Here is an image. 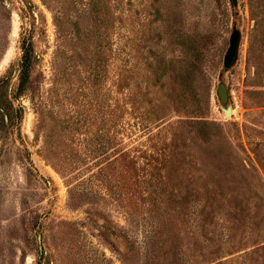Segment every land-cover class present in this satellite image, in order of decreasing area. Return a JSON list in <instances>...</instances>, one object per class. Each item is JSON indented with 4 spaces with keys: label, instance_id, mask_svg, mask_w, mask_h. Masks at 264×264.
<instances>
[{
    "label": "rangeland",
    "instance_id": "1",
    "mask_svg": "<svg viewBox=\"0 0 264 264\" xmlns=\"http://www.w3.org/2000/svg\"><path fill=\"white\" fill-rule=\"evenodd\" d=\"M0 264H264V0H0Z\"/></svg>",
    "mask_w": 264,
    "mask_h": 264
},
{
    "label": "water",
    "instance_id": "2",
    "mask_svg": "<svg viewBox=\"0 0 264 264\" xmlns=\"http://www.w3.org/2000/svg\"><path fill=\"white\" fill-rule=\"evenodd\" d=\"M241 35L239 31L233 30L229 37V46L223 58V68L229 69L236 61ZM216 96L220 105H225L228 100L227 89L224 83H219L216 88ZM225 117H230V108H222Z\"/></svg>",
    "mask_w": 264,
    "mask_h": 264
}]
</instances>
